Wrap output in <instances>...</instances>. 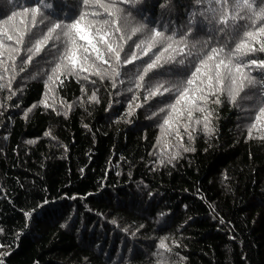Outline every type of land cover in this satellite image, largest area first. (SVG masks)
Wrapping results in <instances>:
<instances>
[{
  "label": "trees",
  "instance_id": "1",
  "mask_svg": "<svg viewBox=\"0 0 264 264\" xmlns=\"http://www.w3.org/2000/svg\"><path fill=\"white\" fill-rule=\"evenodd\" d=\"M79 89L66 81L57 99L73 103ZM40 92L42 85L29 81L17 103L30 106ZM98 95L99 103L81 107L77 101L67 119L42 106L25 119L7 93L0 94V252L10 253L5 264H157L161 239L173 249L162 253L166 259L179 253L187 258L183 264H264V140L255 132L247 138L250 121L238 118L239 109L227 103L216 108L211 137L198 128L195 152L174 166L158 165L149 153L165 147L159 127L116 122L127 101L109 119L105 109L112 97L103 89ZM136 118L149 123L142 110ZM49 129L56 139L43 135ZM158 136L162 142L154 148ZM30 139L37 142L29 145ZM184 143L190 144L187 135ZM72 195L79 198H66ZM44 199L50 203L43 205ZM33 208L26 228L21 209Z\"/></svg>",
  "mask_w": 264,
  "mask_h": 264
},
{
  "label": "snow or ice",
  "instance_id": "2",
  "mask_svg": "<svg viewBox=\"0 0 264 264\" xmlns=\"http://www.w3.org/2000/svg\"><path fill=\"white\" fill-rule=\"evenodd\" d=\"M72 80L80 96L73 103L58 100L57 92ZM29 81L41 84L42 92L36 103L21 108L17 101H24ZM102 89L112 97L105 109L109 119L127 101L116 122L159 127L165 147L149 153L158 165L174 166L184 153L195 152L194 133L199 128L211 137L215 110L225 103L250 121L248 139L255 132L264 140V0H0V94L6 92L25 119L41 106L67 119L77 101L81 107L99 103ZM138 110L149 123L133 119ZM43 135L56 139L51 129ZM161 142L158 136L153 147ZM21 211L27 228L36 209ZM167 221L162 231L172 217ZM156 247L157 264L187 259L179 253L176 260L166 259L163 254L173 249L163 239ZM9 254L0 252V264Z\"/></svg>",
  "mask_w": 264,
  "mask_h": 264
}]
</instances>
